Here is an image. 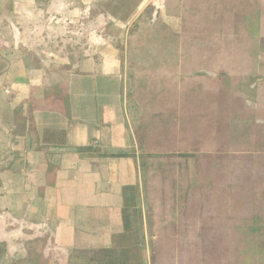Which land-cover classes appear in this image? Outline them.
<instances>
[{
  "label": "trees",
  "instance_id": "obj_1",
  "mask_svg": "<svg viewBox=\"0 0 264 264\" xmlns=\"http://www.w3.org/2000/svg\"><path fill=\"white\" fill-rule=\"evenodd\" d=\"M140 1L91 13L124 22ZM164 13L180 32L144 13L130 36L141 183L122 187L123 230L87 264H147L148 238L151 264H264V0H164ZM14 118L23 134L21 106Z\"/></svg>",
  "mask_w": 264,
  "mask_h": 264
},
{
  "label": "crops",
  "instance_id": "obj_2",
  "mask_svg": "<svg viewBox=\"0 0 264 264\" xmlns=\"http://www.w3.org/2000/svg\"><path fill=\"white\" fill-rule=\"evenodd\" d=\"M104 1L0 0L11 64L0 76V264H87L123 230L121 190L141 183L140 151L126 66L106 34L148 10L177 33L181 20L164 0H141L124 22L93 15ZM20 106L27 124L16 135Z\"/></svg>",
  "mask_w": 264,
  "mask_h": 264
},
{
  "label": "rangeland",
  "instance_id": "obj_3",
  "mask_svg": "<svg viewBox=\"0 0 264 264\" xmlns=\"http://www.w3.org/2000/svg\"><path fill=\"white\" fill-rule=\"evenodd\" d=\"M131 1L133 2L135 0H131ZM149 12H150L149 10L147 12H145V17H146L148 23H153L152 19H150V13ZM109 26H110L109 27V32L106 35L110 36L111 39L113 41H116V43H118L120 46L126 45V48L124 46V49L123 48H121V49L119 48V50L121 52L120 57L122 59V65L124 67L126 66V71H127V74H128V70L131 67V63H132V59H131V55H130V36H131V29H132L133 24H131L129 26V28H125L124 29V27H123L122 31H121V29L117 30L116 26H114L112 23ZM95 38L96 37H93L92 39H95ZM63 39H65L63 36L61 38H59V40H63ZM2 46L0 45V76L3 75L11 67V64H9L10 63L9 58L7 59V52L10 49H8V48L7 49H5V48L2 49ZM64 68L65 67L63 65H61L59 67H55L54 71L59 72V71H62ZM0 83L2 84V87H4V85H6L5 84L6 82H4L3 80H0ZM127 87L129 89L128 81H127ZM128 89H127V91H128ZM129 99L134 101V102L132 101L133 102L132 104H135V109H134L133 112L132 111L130 112V115H131L132 122L133 123L135 122L134 126H136L138 124L140 115L143 113V111L140 108V106L137 104L135 99H133V98H129ZM17 109L18 108H16V110ZM1 152L2 151H0V158H1V155H2ZM1 170H2V168L0 166V172H1ZM150 240L151 239L148 238L147 245H146V250H145V260H146L147 264H151L150 263V258H149V247H150V242H151Z\"/></svg>",
  "mask_w": 264,
  "mask_h": 264
}]
</instances>
